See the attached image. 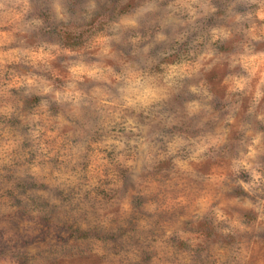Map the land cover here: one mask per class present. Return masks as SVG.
I'll use <instances>...</instances> for the list:
<instances>
[{
    "label": "clouds",
    "instance_id": "1",
    "mask_svg": "<svg viewBox=\"0 0 264 264\" xmlns=\"http://www.w3.org/2000/svg\"><path fill=\"white\" fill-rule=\"evenodd\" d=\"M45 249L264 264V0H0V264Z\"/></svg>",
    "mask_w": 264,
    "mask_h": 264
},
{
    "label": "rangeland",
    "instance_id": "2",
    "mask_svg": "<svg viewBox=\"0 0 264 264\" xmlns=\"http://www.w3.org/2000/svg\"><path fill=\"white\" fill-rule=\"evenodd\" d=\"M65 43L70 47H78L82 43V38H74L71 34H66ZM210 79L212 78L210 77ZM37 102V100L33 99L30 103ZM217 107H219V105H217ZM133 200L137 205L141 203L138 197L133 196ZM165 218H167V214L161 217V219ZM208 229L209 225L204 223L199 226L197 231L205 232L209 238H211L212 233ZM24 243L27 244V241H24ZM42 254L48 256V264H99L94 258L84 255L82 250L73 251L72 249H68L57 253L55 249H45ZM22 264H26V258H22Z\"/></svg>",
    "mask_w": 264,
    "mask_h": 264
}]
</instances>
